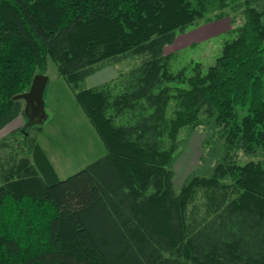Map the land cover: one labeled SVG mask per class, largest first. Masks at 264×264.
Wrapping results in <instances>:
<instances>
[{
  "label": "trees",
  "instance_id": "16d2710c",
  "mask_svg": "<svg viewBox=\"0 0 264 264\" xmlns=\"http://www.w3.org/2000/svg\"><path fill=\"white\" fill-rule=\"evenodd\" d=\"M225 16L215 61L177 67L178 32ZM49 56L107 153L61 179L41 122L0 139V264H264V158L239 162L264 155V0H0V130ZM201 126L221 159L177 189L182 129Z\"/></svg>",
  "mask_w": 264,
  "mask_h": 264
},
{
  "label": "rangeland",
  "instance_id": "374dc122",
  "mask_svg": "<svg viewBox=\"0 0 264 264\" xmlns=\"http://www.w3.org/2000/svg\"><path fill=\"white\" fill-rule=\"evenodd\" d=\"M231 26L229 16L203 20L178 32L176 39L166 45L165 52L178 53L177 67L191 61L201 62L207 67L220 54L222 37ZM139 61V57L134 55L111 60L104 68L88 76L82 86L91 87L109 81L122 72L130 71ZM46 75L48 83L44 92L45 117L40 124L32 125L28 131L36 138L58 177L65 179L107 153V147L74 91L58 74L57 64L50 56ZM28 120L30 119L24 107L18 117L0 130V139L26 124ZM28 136L22 135V143ZM181 138L183 142L173 163L174 185L177 189L181 188L191 174L212 173L213 167L222 156L219 145L215 149L206 147L208 132L202 126L193 129L183 128ZM25 155L34 160L29 147ZM259 158H264V155L242 154L239 162L244 164L248 160ZM39 162L45 164L40 156Z\"/></svg>",
  "mask_w": 264,
  "mask_h": 264
},
{
  "label": "water",
  "instance_id": "95a60500",
  "mask_svg": "<svg viewBox=\"0 0 264 264\" xmlns=\"http://www.w3.org/2000/svg\"><path fill=\"white\" fill-rule=\"evenodd\" d=\"M48 83V75L38 73L34 76L31 86L25 93L16 96L25 101V110L33 122H42L44 114V92Z\"/></svg>",
  "mask_w": 264,
  "mask_h": 264
}]
</instances>
